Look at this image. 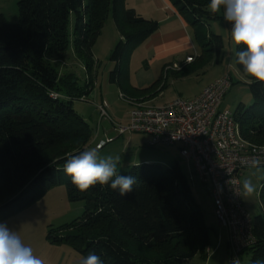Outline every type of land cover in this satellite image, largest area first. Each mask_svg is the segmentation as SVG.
<instances>
[{"label": "trees", "instance_id": "obj_1", "mask_svg": "<svg viewBox=\"0 0 264 264\" xmlns=\"http://www.w3.org/2000/svg\"><path fill=\"white\" fill-rule=\"evenodd\" d=\"M170 1L194 31L199 60L213 50L219 56L222 38L206 29L209 22L224 19L208 9L210 0ZM17 6L18 24L0 14V223L65 185L70 201L85 202V212L59 236L50 233L51 243L70 245L83 257L94 252L103 264L207 260L212 229L178 164L134 165L122 175L135 176L138 183L124 197L108 185L79 191L63 171L69 154L93 142L94 129L73 108V94L87 95L91 88L82 94L71 86V92L50 59L63 58L73 39L74 52L85 61L93 85V48L112 14L121 40L111 57L116 63L111 82L128 99L152 101L162 92L156 90L162 77L149 88L126 90L122 65L129 49L153 36L158 23L127 7L125 0H17ZM243 48L237 45L236 51ZM236 67L250 82L253 105L240 104L235 121L246 141L264 145V83ZM260 197L263 211L254 219L256 241L243 253L249 264H264V186Z\"/></svg>", "mask_w": 264, "mask_h": 264}, {"label": "rangeland", "instance_id": "obj_2", "mask_svg": "<svg viewBox=\"0 0 264 264\" xmlns=\"http://www.w3.org/2000/svg\"><path fill=\"white\" fill-rule=\"evenodd\" d=\"M1 13L6 16L9 23L18 24L17 0H0ZM219 14L223 15V8ZM231 27V23L225 20L209 22L206 29L207 34L221 36L223 49L219 56L213 50L212 55L207 59L199 60L201 49L193 36L195 50L184 53L180 59L186 61L187 55L196 57L198 54V56L194 62L182 64L185 68L184 74L169 71L166 75L161 63L150 62L151 52L145 43L130 48L122 65L125 89H146L162 77L160 85L156 88L157 91L162 89V92L152 98L154 105L162 106L178 98L185 100L195 98L212 80L223 74L232 78L233 86L221 109L234 113L240 104L252 106L250 82L236 67L234 52H236L237 45L232 40ZM120 40L119 30L111 14L93 48L96 64L92 77L94 83L91 86L85 61L74 52L73 39L63 58L50 59L59 77L69 82V88L78 86L82 94L91 88V92L87 95L73 94V108L94 129L93 142L87 149L96 147L107 139L112 141L100 150V155L119 156L117 171L120 175L128 172L136 163L137 165L158 164L164 168H171L178 164L190 181L193 193L205 215L206 223L212 229L211 246L207 250L208 259L203 261L196 257L190 264H230V253L226 247V232L215 218L214 205L207 192L208 187L198 181L192 162L181 155L180 147L177 145L152 148L147 136L132 133L119 136V132L115 129V126L125 127L129 124L132 110L129 102L121 99L119 84L112 83L110 79L111 73L116 68V63L111 57ZM70 89L71 92L74 91ZM105 102L109 106L108 112L111 120L102 119L97 109ZM246 179H250L255 185V191L251 195H245L243 190L242 200L246 210L255 219L263 211L260 192L264 186V168H260L259 172L256 169L246 170L241 177L242 187ZM84 212L85 202L70 201L67 187L59 185L50 189L40 200L15 217L1 223L7 224L10 230L16 231L21 241L32 248L33 254L40 258L43 264H79L83 257L81 254L70 245L51 243L48 236L50 233L54 237L59 236L72 223L81 220ZM219 242L223 244L219 246ZM249 260L248 256L242 255L240 264H249Z\"/></svg>", "mask_w": 264, "mask_h": 264}, {"label": "built area", "instance_id": "obj_3", "mask_svg": "<svg viewBox=\"0 0 264 264\" xmlns=\"http://www.w3.org/2000/svg\"><path fill=\"white\" fill-rule=\"evenodd\" d=\"M197 56H188L186 63L194 62ZM232 86V78L222 76L195 98H178L162 106L120 94L132 110L129 124L115 129L119 136L127 133L147 136L152 148L180 147L181 155L192 162L198 181L210 191L218 224L228 231L230 264H240L243 253L256 241L254 219L242 200L241 177L246 170L253 169L246 163L253 157L259 158L260 168H264V146L246 141L234 113L221 109ZM97 109L102 119L111 120L106 102ZM110 142L107 139L96 147L102 150Z\"/></svg>", "mask_w": 264, "mask_h": 264}, {"label": "clouds", "instance_id": "obj_4", "mask_svg": "<svg viewBox=\"0 0 264 264\" xmlns=\"http://www.w3.org/2000/svg\"><path fill=\"white\" fill-rule=\"evenodd\" d=\"M207 7L211 13H218L223 8V19L232 25L234 44L244 46L243 50L234 52L236 63L242 66L246 76L264 83V0H210ZM119 160V156H101L99 147H92L69 154L63 171L79 191H87L96 184L108 185L124 197L134 191L138 181L135 176L118 173ZM246 163L260 171L259 158L253 157ZM243 190L245 195L255 191L250 179L243 181ZM0 264H43V261L21 241L16 231L0 223ZM79 264H103V261L94 252H89Z\"/></svg>", "mask_w": 264, "mask_h": 264}, {"label": "crops", "instance_id": "obj_5", "mask_svg": "<svg viewBox=\"0 0 264 264\" xmlns=\"http://www.w3.org/2000/svg\"><path fill=\"white\" fill-rule=\"evenodd\" d=\"M125 4L129 8L135 9L142 17L158 23V29L155 34L144 42L147 49L151 52L150 62L161 63L163 72L165 71L166 75L169 71L176 74H183L185 68L182 67V64L187 63L180 59V57L188 51L195 50L192 41L194 31L179 14L171 1L125 0ZM188 56L191 55H187L186 58ZM222 76L224 75L222 74L216 77L210 83ZM207 192L211 197L209 189ZM223 230L226 232V247L229 249V234L226 228H223ZM218 244L220 246L223 242H219ZM228 253H230L229 250Z\"/></svg>", "mask_w": 264, "mask_h": 264}]
</instances>
